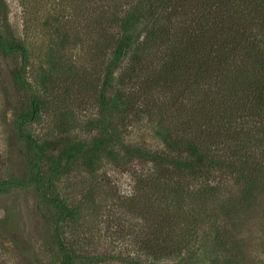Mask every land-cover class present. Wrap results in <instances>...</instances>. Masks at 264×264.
Wrapping results in <instances>:
<instances>
[{
	"label": "rangeland",
	"instance_id": "1",
	"mask_svg": "<svg viewBox=\"0 0 264 264\" xmlns=\"http://www.w3.org/2000/svg\"><path fill=\"white\" fill-rule=\"evenodd\" d=\"M132 1L0 0V25L3 29L9 27L25 41L29 51L28 81L43 100L42 109L28 125V132L49 144L53 151L72 140L91 142L110 122L116 125L120 141L148 151L162 149L154 129L160 122L177 136L186 131L196 136L203 130L215 133L214 141L210 140L206 147L209 154L221 157L224 166L200 175L195 185L206 189L202 195L181 197L184 200L180 202L169 195L164 198L158 190L148 191L144 184L138 183L135 188L133 173L143 172L146 166L118 164L109 145L93 156L69 162L52 189L78 209L75 221L63 229L64 241L76 253L74 264H130L132 258L140 256V241L147 232L155 229V223H164L172 213L176 234L192 240L186 245H193V258L186 264H216L210 242L216 229L230 223L222 202L231 196L237 206L239 179L246 174L240 163L257 162L254 158L259 156L264 159V99H259L264 86V58L242 61L246 65L238 69V76H234L235 68L230 65L239 61H221L227 62L222 65L225 74L217 71L214 64L198 75L196 83L195 61L181 60L183 56L191 57V47L186 45L189 35L182 39L183 33H191L193 29L184 25L189 18L188 5L185 4L184 15L170 13L172 28L161 27L159 31L147 28L153 18L150 20L142 12L135 21L136 42L128 52L129 58L123 59L114 74L115 80L107 87V93L118 91L130 103L123 108L121 118H116L112 109L109 110L112 113L104 116L98 95L110 62L107 49L111 39L122 36L115 19L126 14ZM161 19L155 18V23L159 24ZM149 36L151 39L147 41ZM179 38L183 43H173L175 39L179 42ZM171 42L183 52L175 59L176 70L168 74L164 68L171 60L163 61V55H169L166 50ZM258 52L264 56V46ZM137 53L143 59L130 61ZM203 62L207 66L210 63ZM18 66V59L0 54V160L11 159L0 168L1 175L14 173L26 179L28 172L21 147L16 140L7 139L8 133L1 125L2 115L9 119L14 109L29 110V91L13 89L10 83V70ZM243 76L247 77L242 79ZM43 77L49 80L45 87L39 84ZM150 97L154 105H149ZM142 101L147 102L146 107ZM257 113L262 118L255 117ZM259 140H263V144L259 142L263 154L257 146ZM191 181L188 178L190 185ZM254 213L247 216L248 212L237 211L250 227L259 219V214ZM55 221L54 212L42 205L34 187H12L0 192V264H56L60 255ZM261 222L264 218L259 220V226ZM244 233L249 235V230ZM216 251L221 253L222 248ZM195 252L204 257L202 262L197 261ZM110 253L122 260L110 258Z\"/></svg>",
	"mask_w": 264,
	"mask_h": 264
},
{
	"label": "trees",
	"instance_id": "2",
	"mask_svg": "<svg viewBox=\"0 0 264 264\" xmlns=\"http://www.w3.org/2000/svg\"><path fill=\"white\" fill-rule=\"evenodd\" d=\"M185 4L189 8V13L187 12L189 18L186 22L190 24L186 25L185 21L182 22H185V26L193 27V29L191 33H183L182 35V39H185V35H189V42L187 41L186 45L191 47V57L183 56L181 60L190 59L195 61V65L198 66H195L194 81L196 83L198 75L209 70L214 64L217 71L221 72L222 75L225 74L226 69H223L222 65L227 62L223 63L221 61H239V64L231 63L230 65L235 68L234 76H238L240 75L238 69L246 65L242 61H259L264 58L258 52L264 46V0H133L127 6L126 14L115 19L116 27L122 32V36L111 39L112 41H110L107 49L109 51L107 60L110 62L98 95L99 107L101 112L105 114L104 116L110 114L111 111L109 110L112 109L116 118H121L124 113L123 108H126L130 103L128 99L124 100L127 98L126 95L121 97L118 91L112 94L107 93V87H109L110 82L115 80L116 75L114 74L120 63L125 57L129 58L130 53L128 52L132 51L131 46L136 42L133 33L138 28L135 24V21L139 18L138 15L143 12L150 20L153 18L147 28L151 27L153 30L158 31L161 27L170 29L172 28L170 13L175 12L184 15V10L187 9ZM155 18H162L160 21L162 25L155 23ZM1 28L0 25V54L19 60L18 68L10 70L11 86L13 89L29 91L30 96L28 112L24 109H14L12 118L8 119L6 115H2L1 123L8 133L7 139L9 141L14 139L20 145L21 156H23L28 176L23 179L14 173H3L1 175L2 170L0 168V192L12 187H34L38 200L43 206L54 212L56 217V247L60 255L56 264H74L76 259L73 246L68 245L63 239V229L75 221L78 209L69 203L68 199L61 196L59 191L52 189L54 188V182L62 175L64 167L72 160L93 156L99 150H103L104 146L109 145L110 151L118 164L141 163L146 166L143 172L133 173L136 181L135 188L138 183L144 184L145 189L148 191L158 190L163 193L164 198L169 195L180 202L184 198L202 195L206 189L195 185L200 175L205 174V172L209 173L214 167L224 166L221 157L216 158L217 154H209L206 147L210 140L214 141L215 133L210 134L208 131L203 130L199 136H196L186 131L181 133L183 136H177L172 134L163 122H160L154 128L162 144V149L157 151H148L141 147L138 148L123 143L119 140L116 125H112L111 122L105 124L106 127L99 134L100 136L94 138L91 142L72 140L60 150L53 151L49 144L41 142L28 132V125L42 109L43 100L28 81L29 51L25 41L9 27L2 28L3 30ZM150 39L151 36L147 41H150ZM182 39L179 38V42L175 39L173 43H183ZM173 43L171 42L166 50L169 55H163V61L168 58L171 60L164 68L168 74L176 70L173 66L178 61H175V59H179L180 53L183 52L180 46L173 47ZM144 45H146V42H143ZM221 52L225 53L218 57L215 56V54ZM142 56H144L143 53ZM142 59L143 57H140L137 53L130 61H140ZM203 61H210V63L207 66V63ZM197 69L200 71L199 73H197ZM133 70L129 72L132 73ZM246 77L243 76L242 79ZM221 78L226 81L229 79L222 76ZM231 78L230 81L234 79V77ZM238 80L235 78V81ZM46 81L49 80H45V77L40 79V86L45 87L48 84ZM255 84L257 83H253V85ZM261 91L259 93L260 98H258L263 101L264 86L261 87ZM131 96L136 97V95ZM144 97H146L145 94ZM151 98L149 105H154L151 103ZM142 100L145 101V98ZM143 101L142 105L146 107L147 102ZM149 105L147 108H149ZM157 109L160 111L159 107ZM232 110H228L229 114H233ZM256 116L262 118L260 113L255 114ZM218 137H220L219 134ZM260 140L257 146L263 154L262 147L259 144V142L263 144V140ZM254 159L257 162L247 160L251 163L247 165L241 162L240 166L238 165L243 174L245 172L246 174L239 179L241 189L235 196V198L237 197V206L234 205L235 202L231 201L233 199L231 196L222 202L224 214H227L230 218V223L227 222L223 226L224 228L216 229L215 237L212 243L210 242L209 247L212 248L211 252L215 256L216 264H247L249 261H253L247 252L249 242L252 240L254 244L257 241L258 245L262 247L264 245V222L260 223L261 226L258 224L259 220L264 218V159L263 156ZM9 160L11 159L5 157L0 160V167L4 166L5 162ZM255 165V171L251 172L252 167ZM188 178L192 180L191 185L188 183ZM208 187L209 185H206V188ZM210 187L211 189L217 188ZM236 209L239 214L241 211L248 212L247 216L252 212H256L254 215L259 214V219L250 227L243 223L246 222V219L240 217L241 215L237 214ZM173 217L174 213L169 216V219L164 220V223H155V229L151 228L144 239L140 241V256L132 258L129 261L130 264H186L192 261L193 245H186L192 240L183 236L179 237L176 234ZM235 229L237 230L236 233ZM247 230H249V235L244 233ZM194 231L196 232V228L193 233H195ZM152 234H155V236L152 237ZM248 236L250 241L248 240L249 242L246 243L244 238H248ZM219 247L222 248L221 253L219 251L215 252ZM195 254L198 262L204 260L202 255L196 252ZM88 258L89 261L92 260V257ZM95 258L97 257L95 256ZM98 258H101V254L98 255ZM110 258L122 260L120 256L111 255V253ZM123 260L128 263L124 258Z\"/></svg>",
	"mask_w": 264,
	"mask_h": 264
},
{
	"label": "clouds",
	"instance_id": "3",
	"mask_svg": "<svg viewBox=\"0 0 264 264\" xmlns=\"http://www.w3.org/2000/svg\"><path fill=\"white\" fill-rule=\"evenodd\" d=\"M244 239L245 242L248 243L249 238L246 237ZM247 252L254 264H262V262H264V247L258 244H249Z\"/></svg>",
	"mask_w": 264,
	"mask_h": 264
}]
</instances>
